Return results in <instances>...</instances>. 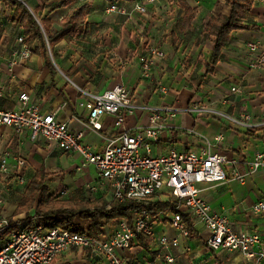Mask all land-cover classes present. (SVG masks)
Segmentation results:
<instances>
[{
	"label": "crops",
	"instance_id": "obj_1",
	"mask_svg": "<svg viewBox=\"0 0 264 264\" xmlns=\"http://www.w3.org/2000/svg\"><path fill=\"white\" fill-rule=\"evenodd\" d=\"M18 1L32 13L38 10L41 18H51L57 29L63 18L76 8L88 5V27L84 32L61 41L53 52L47 44L49 59L40 51L41 43L36 42L33 49H39V53L33 52L30 60L18 65L10 73L7 62L17 49L23 29L11 20L14 8L0 3V90L3 93L0 109H19L20 96L26 93L30 105L40 107L44 113H54L73 132H82V142L95 152L104 151V137H117L125 129L147 125L149 114L143 112L128 116L125 125L119 129L114 126L115 117L103 116L99 119L102 130L97 133L90 131L84 126L89 123V113L79 106L83 99L80 90L99 95L117 85H124L132 91L133 99L138 104L176 108L199 105L234 118L250 115L251 125L243 127L210 114L179 113L174 118H166L171 128L162 130L158 140L151 144L156 155L168 154L172 150H195L200 153L204 150L201 136L215 139L223 135V144L213 148L212 152L224 154L229 161L236 160L238 163L235 167H226L227 182L202 184V196L214 213L229 219L236 233L257 234L264 242V213L255 215L251 212L255 204L264 202V175L262 172L256 173L247 177L245 183L233 179V171L245 174L247 162L257 153H264V62L259 64L255 61L257 56L264 53V5L255 0L252 10L244 18L248 28L232 33V40L223 48L214 72L205 75V66L213 49V43L205 30V21L219 15L229 16L231 7L226 0H157L146 14L132 12L130 16L107 13L110 0H80L51 14V7L63 0ZM138 1L141 0H119L117 4L125 5L132 11L133 4ZM182 4L195 10L192 17L186 16ZM146 44L158 47L166 55L154 68V76L150 81L142 78L139 63ZM250 44L258 45L259 55L250 53ZM202 77L203 80H200ZM166 78L172 80L167 79L174 84L172 89L175 91H171L172 95L162 97L160 90L155 89L157 82ZM184 83L186 86L182 88ZM233 88L239 92H233ZM180 128L194 130L196 134ZM20 140L22 138L12 129L0 128V160L6 154L20 155L28 163L23 171L27 180L25 187L19 186L14 177L0 175V182L7 180L11 187L1 207L5 217L26 220L25 213L16 215L17 206L26 195L30 180L40 168L45 169L46 187L50 195L63 192L76 195L82 192L108 203L113 200L108 185L101 183L96 168L86 165L78 154L64 152L43 139L32 142L27 137L23 139V144H20ZM10 163L14 164L11 158ZM88 185L97 186L98 190L90 192L87 190ZM168 200L161 197L153 201ZM182 209L193 222V236L182 237L171 226V213L168 211L161 212L154 220L156 237L165 235L169 240L179 241L178 247L170 249L175 259L172 264H248L238 252L211 250L206 243L210 232L186 208ZM33 213L35 210H31L28 215ZM80 224L84 228L89 226L87 222L80 221ZM111 225L112 228L105 227V236L114 232L116 223ZM152 240L149 251L138 242L131 249L120 251L118 254L124 264H169L165 259L166 251L156 246L157 238ZM58 258H61L60 264H103L86 251L76 248Z\"/></svg>",
	"mask_w": 264,
	"mask_h": 264
},
{
	"label": "built area",
	"instance_id": "obj_2",
	"mask_svg": "<svg viewBox=\"0 0 264 264\" xmlns=\"http://www.w3.org/2000/svg\"><path fill=\"white\" fill-rule=\"evenodd\" d=\"M157 0H141L133 4L132 11L122 4H112L107 13L130 16L136 12L144 15ZM264 5V0H257ZM39 23V21H38ZM41 26V24H39ZM41 30L45 35L44 30ZM48 44V41H47ZM49 47V44H48ZM250 53L257 55L258 45H249ZM50 50V48H49ZM32 49L27 45L23 35L18 38V46L7 68L13 73L15 67L32 58ZM259 55V54H258ZM165 52L154 45H145L144 54L140 56L142 78L153 79L154 68L165 58ZM257 63L264 62V53L255 58ZM83 99L79 106L89 113V123L85 128L99 132L102 125L99 119L103 116L115 117V128L125 125L126 118L136 113L149 114V122L142 127L123 130L117 137L105 138L103 152H95L92 147L82 142L83 133L73 132L67 123L56 118L54 113H44L40 107L29 104V96H20L21 106L17 110L0 109V128H10L17 136L29 138L32 142L40 139L55 144L64 152L78 154L86 165L94 166L99 173L101 183L108 185L113 200H131L147 204L155 198H169L176 201L177 207L170 208L171 226L184 238L190 232L182 216L183 207L195 217L209 232L206 243L213 251L226 250L240 253L248 264H264V242L257 234L249 232L236 233L232 223L225 216L213 212L211 205L202 196V184H219L229 180L226 167H235L238 161H229L226 155L213 153L212 149L221 146L224 136L215 139L201 136L204 150L176 151L156 155L152 150V142L157 141L162 130L171 128L166 118H174L179 113L210 114L228 119L233 125L248 127L251 125L250 115L243 114L240 118L225 113L193 105L187 108L175 106H150L138 104L133 99L132 91L124 85H117L104 93L95 95L80 90ZM233 92H239L233 88ZM167 95L165 88L161 89ZM3 96L0 90V98ZM187 130L196 134L194 130ZM10 158L14 164L10 163ZM28 163L20 155H4L0 160V175L14 177L16 183L25 187L27 180L23 171ZM245 174L233 171V179L245 183L247 177L262 172L264 175V153H257L247 162ZM108 183V184H107ZM87 190L96 192L97 186L88 185ZM11 191L7 180L0 182V264H51L65 252L76 248L86 251L94 259L103 264H124L119 256L137 243L139 235L157 238L159 249L166 251L165 259L169 264L175 262L170 254L171 247H178V239L169 240L165 235L156 237L154 220L161 212L155 213L147 208L136 210L133 224L126 221L116 223L114 232L109 236L93 237L87 234L71 233L60 228L47 229L37 224L38 216L33 213L26 220H14L5 217L1 207L5 204V194ZM61 195L66 196L67 192ZM258 215L264 213V202L255 204L251 211ZM142 264H147L142 263Z\"/></svg>",
	"mask_w": 264,
	"mask_h": 264
},
{
	"label": "trees",
	"instance_id": "obj_3",
	"mask_svg": "<svg viewBox=\"0 0 264 264\" xmlns=\"http://www.w3.org/2000/svg\"><path fill=\"white\" fill-rule=\"evenodd\" d=\"M78 1L80 0H63L51 7L49 13L68 8ZM117 1L119 0H110L111 5L117 4ZM226 2L231 7L229 16L219 15L210 17L205 21V30L213 43L211 58L205 66V75L214 72V68L218 65L222 56L223 48L232 40V33L248 28L244 24V18L252 10L255 0H226ZM0 3H5L14 8V14L11 17L12 22L23 29V36L32 52L38 54L39 49H33V45L36 42L41 43L40 51L46 55V59H49L47 41L53 52L56 45L61 41L70 35L84 32L88 27L87 16L90 10L88 5L76 8L69 16L63 18L57 29L54 27L55 22L51 18L48 16L41 18L38 15V10L32 13L18 0H0ZM182 6L186 10L188 18L194 15L195 10L183 4ZM38 20L45 30L46 40ZM203 78H200V80H203ZM46 178L45 169L40 168L30 180L26 195L20 199L16 215L25 213L26 219H28L29 212L35 210L39 218L37 224L43 225L47 229L60 228L71 233L101 237L104 235L105 227L111 224L126 221L132 225L135 212L140 207L147 208L156 215L159 212H169L170 208L177 207L178 204L173 199L165 202L150 201L146 205L131 200L120 202L115 199L108 203L101 198H94L91 197V194L88 195L82 192L76 195H66V197L61 194L50 195L46 187ZM182 216L190 235L193 236L195 230L190 215L182 213ZM80 221L87 222L89 226L84 228ZM137 242L143 249L149 251L153 240L151 237L139 235ZM51 264H56V260Z\"/></svg>",
	"mask_w": 264,
	"mask_h": 264
},
{
	"label": "rangeland",
	"instance_id": "obj_4",
	"mask_svg": "<svg viewBox=\"0 0 264 264\" xmlns=\"http://www.w3.org/2000/svg\"><path fill=\"white\" fill-rule=\"evenodd\" d=\"M161 78H162V77H161ZM167 79H168V78H166V79H161L159 82H157V85H156V89H155V90H157V91L160 90V92H161V89H162V88H165V89L167 90V92H168L167 94H171V95H172L173 93H172L171 91H175V90L172 89V86H174V84L172 85L171 83H169L168 80H170V79H168V80H167ZM170 81H172V80H170ZM185 86H186V83H184V84L182 85V88L185 87ZM160 96L165 97L166 95L164 96V94L161 92V95H160ZM65 197H66V196H65ZM109 226L112 228L113 225H109ZM107 227H108V226H107ZM59 260H61V258H57V259H56V261H57L56 264H60V263H59Z\"/></svg>",
	"mask_w": 264,
	"mask_h": 264
}]
</instances>
